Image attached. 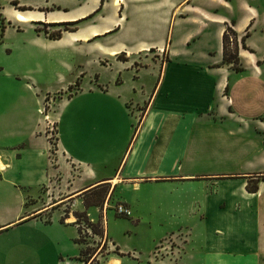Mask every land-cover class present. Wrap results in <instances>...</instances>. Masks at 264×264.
I'll use <instances>...</instances> for the list:
<instances>
[{"label": "crops", "instance_id": "crops-1", "mask_svg": "<svg viewBox=\"0 0 264 264\" xmlns=\"http://www.w3.org/2000/svg\"><path fill=\"white\" fill-rule=\"evenodd\" d=\"M10 2L0 0V264H87L73 210L106 211L116 187L134 192L142 183L198 194L187 219L254 227L245 245L237 230H214L201 264H264L257 233L264 224V0H20L28 6L21 12ZM17 13L28 22L17 21ZM63 23L76 29L54 40L33 28ZM227 28L236 34L239 71L223 63ZM10 30L25 37L15 46V66H39L63 46L96 50L97 57L102 48L111 60L124 54L126 64L144 60L137 71L117 68L131 72L120 82L98 79L64 102L54 123L62 124L58 146L66 165L50 156L36 92L28 84L25 95L13 89L17 67L3 43ZM95 35L107 45L93 42ZM148 68V78L139 75ZM252 181L256 192L249 193ZM101 188L99 203L83 204ZM108 237L104 229L107 254L91 259L122 264ZM245 246L250 252L243 255Z\"/></svg>", "mask_w": 264, "mask_h": 264}, {"label": "rangeland", "instance_id": "rangeland-1", "mask_svg": "<svg viewBox=\"0 0 264 264\" xmlns=\"http://www.w3.org/2000/svg\"><path fill=\"white\" fill-rule=\"evenodd\" d=\"M19 1L11 0L12 8L20 12L25 11L22 9L28 10L25 3L19 6ZM33 28L37 29L38 34L42 36H44L43 32L54 35L57 31L64 29L73 31L76 29L75 23L50 26L36 24L33 25ZM96 36L98 38L93 42H100L102 46L107 45L108 38H102L103 36L100 35L93 37ZM228 36L231 44L233 38L230 34ZM24 40V35L14 33L12 30L6 38H3V43L7 44L6 50L13 53L8 62L14 66V57L20 53L16 47ZM95 51L90 50L89 52L85 47L63 46V51H53L49 60L47 57L45 58L48 62L41 61L38 66L31 61L27 65L15 66L17 67L16 71L13 70L18 76L13 89L20 92L21 95H25L24 91L27 89L25 84H28L36 92L39 100L38 113L43 118L40 131H43L49 142V152L52 159H59L63 164L66 162V158L58 146L60 137L57 131L62 124L60 126L58 124L56 129L54 121L57 113L61 112L64 102L77 93L92 87L98 79L104 83L109 80L120 82L121 76L127 78L131 74L130 71L121 72L117 68L137 71L144 63V60L138 59L134 60L132 64H126L127 60L124 58V54L111 60L106 53L102 52V48L99 57H97ZM149 57L154 59L155 54H150ZM151 68L140 70L139 75L148 78ZM26 70L29 71L25 72ZM38 70H40L39 73ZM26 74L31 75V77H26ZM144 80L148 81V79ZM32 104L34 105L33 102L30 103V105ZM125 106L133 114V103H125ZM135 112L137 117L141 118L142 113ZM113 165L107 168L108 173L112 172ZM252 182L254 183V181ZM131 187L130 185L116 187L107 203L106 211L103 210L104 207L96 209L94 205L85 210L82 208L73 210V213L77 214L79 241L83 243L85 250L83 259H88L87 264H96L95 258L91 259L93 253L96 252L104 257L111 248L107 244V240L104 239V229H107L108 239L116 243V248H113L115 250L112 252L117 254L116 256L121 259L122 264H157L156 262L160 260L163 261L162 264H201L204 247L206 248L205 239L210 234L214 235V230L221 228L223 231L220 234L224 233L225 236L233 234L234 232L231 233V231L237 230L240 237L245 241L244 245L256 236L253 226L245 225L236 228L226 225L217 227L209 221L205 224L203 220L190 218V216L187 219L185 216L193 212V203L190 199L199 197L196 193L156 183H142L140 188L134 192L131 191ZM104 191L105 189L101 188L85 195L82 198L83 204L99 203ZM172 197L175 199L173 200ZM123 199L127 202H124ZM117 204L127 207L130 210V216L125 217L116 214L115 207ZM72 205L73 203L66 205L61 209V212L70 211ZM195 207L197 206L195 205ZM178 212L182 215H176ZM183 215L185 216L182 217ZM89 224H93L97 230H101L102 235L93 234ZM257 230L259 236L263 238L264 224ZM245 248L243 255L250 252L247 246ZM249 260L252 263L250 257Z\"/></svg>", "mask_w": 264, "mask_h": 264}, {"label": "trees", "instance_id": "trees-1", "mask_svg": "<svg viewBox=\"0 0 264 264\" xmlns=\"http://www.w3.org/2000/svg\"><path fill=\"white\" fill-rule=\"evenodd\" d=\"M12 4H14V3H12ZM22 10H26V9H22ZM0 30H1V37H2L3 36V32L5 30V24H4V20L1 18V16H0ZM62 31H73V30L64 29ZM62 31H57V33L54 34V35H51V34H49L47 32H43V33H44V36L46 38L54 40V39L60 38ZM34 32L38 34L39 31L37 29H34ZM229 34L233 38V42L231 40V44L229 43L230 45H233V49L230 52H227L226 51V45H227V42H228L227 40L230 41V37L228 36ZM222 40H223V50H224L223 63L231 64L233 69L236 70V71L241 70V67H239V58H238V55H237L236 34L231 29L227 28L225 30V32L223 33ZM246 190L249 193L256 192V182L253 185H250V183H248L247 186H246ZM76 221H78V219ZM89 226H90L91 232H93V234L102 235V231L101 230H97L96 227L93 226V224H89ZM78 242H80V241L78 240ZM82 253L85 254V251H83Z\"/></svg>", "mask_w": 264, "mask_h": 264}, {"label": "built area", "instance_id": "built-area-1", "mask_svg": "<svg viewBox=\"0 0 264 264\" xmlns=\"http://www.w3.org/2000/svg\"><path fill=\"white\" fill-rule=\"evenodd\" d=\"M115 213L125 217L130 216V210L122 204L116 205Z\"/></svg>", "mask_w": 264, "mask_h": 264}, {"label": "bare ground", "instance_id": "bare-ground-1", "mask_svg": "<svg viewBox=\"0 0 264 264\" xmlns=\"http://www.w3.org/2000/svg\"><path fill=\"white\" fill-rule=\"evenodd\" d=\"M118 1L119 0H115V3H118ZM16 19H17V21L22 22V23L28 22V18L22 16L20 13L16 14Z\"/></svg>", "mask_w": 264, "mask_h": 264}]
</instances>
